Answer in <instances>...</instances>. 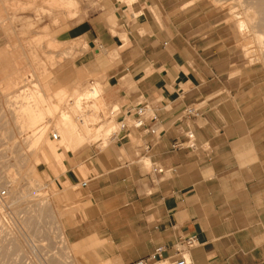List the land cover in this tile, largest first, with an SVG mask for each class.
<instances>
[{
    "label": "crops",
    "instance_id": "obj_1",
    "mask_svg": "<svg viewBox=\"0 0 264 264\" xmlns=\"http://www.w3.org/2000/svg\"><path fill=\"white\" fill-rule=\"evenodd\" d=\"M112 5L108 17L101 13L59 33L61 42L89 50L59 66L57 83L74 90L107 76L105 101L120 111L117 121L147 105L146 125L158 134L130 128L116 147L67 157L66 172L49 187L57 193L54 206L65 212L60 222L68 243L90 264H133L161 247L166 252L157 264L182 256L191 264H264V139L257 138L263 130L241 123L239 95L224 92L232 78L219 69L222 41L175 23L165 10L158 17L148 2L136 0L131 10ZM100 51L116 53V64ZM187 107L200 115L181 119ZM187 131L197 149L174 150L187 142ZM129 137L142 146L133 147ZM140 158L164 172L147 171ZM191 238L196 244L188 247Z\"/></svg>",
    "mask_w": 264,
    "mask_h": 264
},
{
    "label": "rangeland",
    "instance_id": "obj_2",
    "mask_svg": "<svg viewBox=\"0 0 264 264\" xmlns=\"http://www.w3.org/2000/svg\"><path fill=\"white\" fill-rule=\"evenodd\" d=\"M63 1L65 5L56 6L52 0H0V10L5 11H0L3 13L0 18L5 19V23L0 20V191L8 192L7 199L0 201V264H90L85 258L81 259L82 253L77 246L68 243L60 222L65 212L54 206L57 193L55 186L49 187V183L66 172L68 156L92 146L98 151L116 147L113 136H125L120 131L121 122L117 121L120 111L105 101L103 86L107 76L92 77L74 90H65L57 83L59 66L89 50L81 42L64 43L57 36L69 26L90 21L98 14L105 13L108 17V8L113 2L129 10L135 2ZM140 2H148L151 6L148 10L158 17L159 12L165 10L173 15L175 23H183L185 28L207 30L215 41H222L217 46V50H222L219 69L227 72L225 80L228 76L232 78L230 83L225 81L224 92L232 97L239 95L241 123L247 122L251 128L262 127L257 138L264 139L262 1ZM239 18L246 21L250 30H240ZM112 21L109 17V25L115 26ZM100 56L113 64L118 59L112 52L100 51ZM228 62L232 68L227 67ZM214 86L219 87L218 84ZM60 92L64 95L57 98ZM38 98L44 100L43 117L31 124L22 110L27 103H30L27 107L39 105ZM38 105L36 109L31 108L37 110ZM235 112L233 109V117ZM43 128L47 132L44 139L54 141L53 132L59 135L54 141L57 144L54 143L53 153L46 146V140L39 145L34 142V135ZM129 139L133 147L142 146L135 138ZM140 162L151 171L148 159L140 158Z\"/></svg>",
    "mask_w": 264,
    "mask_h": 264
},
{
    "label": "built area",
    "instance_id": "obj_3",
    "mask_svg": "<svg viewBox=\"0 0 264 264\" xmlns=\"http://www.w3.org/2000/svg\"><path fill=\"white\" fill-rule=\"evenodd\" d=\"M149 111L150 110H149V107L147 105H141L137 109H129L125 115V120L120 123L121 133L127 131L130 128H133V129H137V130L142 129L143 132H145L146 134H151V135L156 136L158 134L157 130L153 127H148L146 125L147 120L150 118ZM115 112L116 111H113V113H115ZM199 115H200V112L198 109L193 108V107H187L186 109H184V111L181 115V119H192V118L198 117ZM131 117H134V118L131 122L132 125H129L127 123V121L130 122ZM151 118H152V121H154L155 123L158 122V117L156 115L153 114L151 116ZM52 138L54 141H57L59 139V135L57 133L53 132ZM113 139L116 142H118L119 136L114 135ZM186 139H187V142H176L173 145V149L174 150H183V149L194 150V149H197L196 142H195V136H194V133L192 131H187ZM152 170L154 172H157L160 174H162L164 172L163 169H159V168H155V167H153ZM87 185H88V182H85V181L81 184L82 187H87ZM7 193H8L7 190L0 191V201L4 202L7 199V197H8ZM195 244H196V239L191 238L188 240L187 246L193 247ZM180 245H182V247H183L184 243H181ZM165 252H166L165 248H163V247L158 248L149 257L144 258V259H140L133 264H157V263H160L163 261V256H164ZM177 252L180 253L179 250H177ZM172 264H191V262L187 261L185 259V257L182 256L180 260L174 261Z\"/></svg>",
    "mask_w": 264,
    "mask_h": 264
},
{
    "label": "bare ground",
    "instance_id": "obj_4",
    "mask_svg": "<svg viewBox=\"0 0 264 264\" xmlns=\"http://www.w3.org/2000/svg\"><path fill=\"white\" fill-rule=\"evenodd\" d=\"M61 1H63V0H52V3L54 4V5H56V6H59V5H65V2L63 3V2H61ZM132 1H136V0H132ZM260 1H262L261 3H262V6H264V0H260ZM1 11V10H0ZM1 12H5V11H1ZM0 12V13H1ZM3 13H1V15H2ZM7 14V13H6ZM2 18H0V20H1ZM1 22H3V23H5V19H2L1 20ZM0 22V23H1ZM251 25V24H250ZM1 26V25H0ZM3 26V25H2ZM6 26H9V25H7L6 24ZM238 26H239V28H240V30L241 31H244V30H247V28H249V26H248V24L246 23V21L245 20H243V19H241V18H239L238 19ZM10 27V26H9ZM254 28H256V27H254ZM249 30H250V28H249ZM247 53H249V52H247ZM94 88V87H93ZM94 91L95 92H97L98 91V89L97 90H95L94 89ZM95 92H91V93H93V94H95ZM96 94H98V93H96ZM95 94V95H96ZM43 95V94H42ZM64 95V93L63 92H60L59 94H57V98H62V96ZM34 96V95H33ZM29 98V97H28ZM31 98V97H30ZM37 98V97H36ZM44 98V97H43ZM43 98H38V99H40L41 100V102H38L39 103V105L38 104H32V102H31V104H32V106L31 107H35V109L37 108L36 107V105H38V109L37 110H33L30 106L29 107H27L29 104L27 103V105H26V107L24 106L23 108H25V109H23L22 111H23V113L22 114H25L26 116H27V118H28V120H29V123H37V122H39V120L43 117V105H42V103H43ZM48 98V97H47ZM51 98V97H50ZM49 99V98H48ZM32 100V99H31ZM35 100V99H34ZM50 100V99H49ZM52 100V99H51ZM33 101V100H32ZM33 103H36V102H34L33 101ZM46 103V102H45ZM44 104V103H43ZM47 104V103H46ZM34 105V106H33ZM21 107V106H20ZM48 107V106H47ZM49 108V110H50V107H48ZM18 110H20V109H18ZM44 110H46V107H45V109ZM48 110V109H47ZM46 112V111H45ZM21 114V115H22ZM24 118V117H23ZM68 118V117H67ZM66 118V119H67ZM65 119V120H66ZM70 119V118H69ZM68 120V119H67ZM43 121V120H42ZM63 121V120H62ZM61 121V122H62ZM41 122V121H40ZM67 122H69V121H67ZM66 122V123H67ZM35 123V124H36ZM63 123V122H62ZM26 124V123H25ZM28 125V124H27ZM65 125V128H66V124L64 123L63 124V126ZM36 126V125H35ZM68 127H71V126H68ZM67 129V128H66ZM66 129H65V131H66ZM72 131V130H71ZM60 132H62V131H60ZM68 132V131H67ZM47 133V132H46ZM45 133V131H44V128L43 129H39L38 131H37V135L35 136L34 135V138H35V140H34V142H35V144L37 143V145H39L40 143L42 144V142H43V140H46L45 141V143H46V146L50 149V152L51 153H53L54 152V143H56V142H54V141H49V140H47V138L46 139H44V135H46L47 136V134ZM63 133H65V132H63ZM63 133H62V135H63ZM68 134V133H67ZM83 135V134H82ZM70 136V135H69ZM64 139H65V135H64ZM71 141V140H70ZM69 141V142H70ZM44 143V142H43ZM57 144V143H56ZM76 147V146H75ZM56 154V153H55ZM62 239V238H61ZM33 246V245H32ZM54 258V257H53ZM56 260H58V259H56Z\"/></svg>",
    "mask_w": 264,
    "mask_h": 264
}]
</instances>
